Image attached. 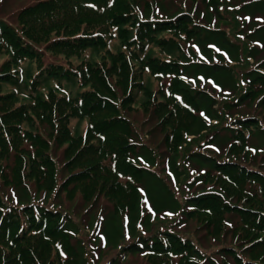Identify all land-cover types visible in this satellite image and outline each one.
<instances>
[{"label":"trees","instance_id":"16d2710c","mask_svg":"<svg viewBox=\"0 0 264 264\" xmlns=\"http://www.w3.org/2000/svg\"><path fill=\"white\" fill-rule=\"evenodd\" d=\"M162 1L35 0L0 17V264H81L76 217L53 200L91 194L116 212L133 210L136 188L152 183L173 208L183 203L180 223L192 213L225 238L206 253L168 221L123 240L124 254L154 253L156 264H264V18L254 14L264 0H180L169 11ZM240 10L246 18L235 32ZM189 103L228 121L202 138L217 149L199 139L191 148L186 135L209 126ZM152 121L141 133L140 123ZM161 129L166 150L182 147L205 167L181 204L142 162L152 153L145 136ZM2 184L27 197L56 190L50 200L15 201Z\"/></svg>","mask_w":264,"mask_h":264},{"label":"rangeland","instance_id":"374dc122","mask_svg":"<svg viewBox=\"0 0 264 264\" xmlns=\"http://www.w3.org/2000/svg\"><path fill=\"white\" fill-rule=\"evenodd\" d=\"M32 1L35 0H0V17H7L9 16V14L13 13L14 11L16 12L17 9L26 4L31 3ZM179 1L180 0L162 1L163 7H165V10L169 11L173 9L175 5L179 4ZM184 1L185 0L181 1V6L188 5ZM223 1L227 5H239L245 2L246 0ZM207 8L203 7L201 4L202 11H206L205 9ZM237 13L238 14L235 15L238 17L239 21L231 18L233 17L232 11L229 13V18L230 20L232 19V21H230V26L232 27V30L236 29L235 32L237 31V28H234L232 25L235 24L237 27L238 22L240 23L246 18L243 14V10H240V12ZM254 14L261 15L264 18V10L262 12H255ZM11 19L13 22H15L13 18ZM223 25L224 26L222 27L229 31L228 28L230 26H228V23L226 22ZM234 35H236V33ZM241 42L242 41L239 40L238 43ZM208 46L216 52L224 51L216 44H208ZM195 47L199 49L198 46ZM223 53L226 54L228 59L229 57L231 58L230 52L228 54L226 52ZM45 58L49 59L50 55L46 53ZM249 61L251 62V58H249ZM202 83H209L215 89L218 87V83L212 78L203 79ZM185 102L186 101L184 100V103ZM188 108L190 109V112L194 115L197 113L201 114L202 119L205 120L204 123L209 126L198 131L196 134L189 133L186 135L187 139H192V142L190 144V146L192 145L191 148L195 147L196 143H194V139H199V141L202 142L201 146L203 148L207 150L217 149L218 147L215 144H206L204 139L202 141V138L204 136L210 135V133L208 134L210 129L214 130L215 128H218L222 123H226L228 121H217L213 118H210V116H206L201 109L194 107L192 103H189ZM187 115L189 119L188 123L190 125L193 124L194 121H190L191 115ZM140 116L142 115H138L137 117ZM141 119L142 117H140L137 121H142ZM84 123L85 121L81 122V126H83ZM153 123V121L152 123H140V129L142 130L141 133H144L147 127L149 125H152ZM163 131L164 129H161L160 132H154V136H152L151 138H149L150 136H145L147 138V141L149 140L148 143L151 145L152 153H148L146 155V158H144L147 163L145 161L142 162L144 163V165H148L151 169L156 171L157 175L158 173L160 174V176L162 175L161 177H163L167 184L170 185L169 188L173 192L172 196L177 195V198L181 204L186 195L194 192L198 188V185L195 184L196 180L194 177L199 170L203 171L205 167L200 166V163L196 162L195 160L189 158L187 159L186 150H183L182 147L180 148L178 146V155H173L168 150H166V147L163 145L162 142ZM256 142L260 143L261 140L257 139ZM153 153L156 154V156H153ZM175 165H178L176 169ZM69 172L70 169L66 170L65 175ZM117 176L119 178L121 177V180L125 179L122 173H118ZM212 181L213 178H206V181L202 182L201 186H208L209 184L212 185ZM2 185L3 194L5 196H8L9 199L15 201H24L27 198H35L42 201L50 200L52 198V193L56 190L55 185L49 189L50 191H41L43 187H38L39 191H37L36 194L35 192H33L29 197H27L23 195V193L21 192L23 189L21 188H15L9 186L8 184ZM148 186L145 185V187L141 186L140 188H136L137 193L139 192L141 197L139 196L138 198V201L140 200V203L138 204L137 209L133 210H130L128 207L125 206L118 208L116 212L114 211L112 204L110 202L108 203L106 199L103 198V196L95 198L94 195L91 194L88 198H84L83 202L80 199L79 194H77L75 198L71 200H53V202L55 203L60 200L61 203L66 208H68L71 215H74L76 217L78 226L76 230V235H79L81 239H79L80 244L83 243L82 251L84 258H82L80 262L81 264H156L157 260L154 261L151 258L154 253L124 254V252H122V241L125 239L132 238L138 233L146 232L151 228H157V226H161L165 223H168V221L177 223L176 229L183 234L189 235L194 241H196L201 246V248L204 249L206 253H211V251H213L215 247H217V245L221 241H223V239L225 238V236L223 235L224 233L214 235L213 233L206 232L204 226H200V223H203L204 221L203 218L196 216L195 214L191 213L192 216L185 215L186 218L184 220L187 223H180L181 216L185 214V212L179 214L180 208L184 210L183 203L179 208H177L176 203V208H173L175 207V204H169L170 200L168 199L166 193H162L161 191L159 192L156 190V183H152L151 187L149 184ZM148 189H150L151 193ZM133 203L136 204L137 200ZM155 205L156 208L154 207ZM224 221L228 225L227 221ZM225 234L228 235L226 232ZM231 236L232 235H230V237ZM230 237L228 238V240H231L233 244L238 242V238L236 236H233L232 238ZM239 242L242 246L248 244L247 241H242L240 240V238ZM58 250H60V254L64 252L61 247ZM52 254L53 253H51L49 258L52 256ZM160 257L162 256L158 255V258ZM63 258L65 260V254L63 255ZM68 260L69 258H67V262Z\"/></svg>","mask_w":264,"mask_h":264}]
</instances>
